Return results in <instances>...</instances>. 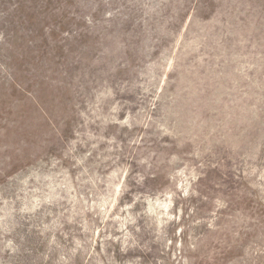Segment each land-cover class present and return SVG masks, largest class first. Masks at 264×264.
Here are the masks:
<instances>
[{"label":"rangeland","instance_id":"1","mask_svg":"<svg viewBox=\"0 0 264 264\" xmlns=\"http://www.w3.org/2000/svg\"><path fill=\"white\" fill-rule=\"evenodd\" d=\"M0 264H264V0H0Z\"/></svg>","mask_w":264,"mask_h":264}]
</instances>
